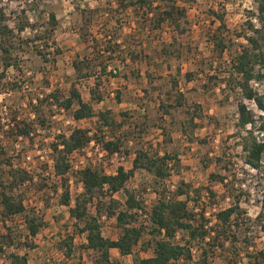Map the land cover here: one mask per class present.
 Returning <instances> with one entry per match:
<instances>
[{
	"label": "rangeland",
	"instance_id": "rangeland-1",
	"mask_svg": "<svg viewBox=\"0 0 264 264\" xmlns=\"http://www.w3.org/2000/svg\"><path fill=\"white\" fill-rule=\"evenodd\" d=\"M177 1L178 5L184 7L187 19V30L183 34H174L166 25L162 26L160 30L148 31L145 28L147 24L128 8L124 14H120L121 27L119 29V41L122 36H125L126 40H121V47L111 53L110 50L103 51L105 49L104 42L107 40L104 35H110V32H105L109 27L115 25L109 8L114 7L116 0H0V5L10 17L8 20L10 26H14L13 19L16 18V14H21L22 11L29 21L33 23L38 21L39 25H42V21H46L48 10L53 11L57 19L54 31L56 45L50 44V48L41 46L47 53L48 61L41 60L35 55L33 47L29 46L30 49L23 54L21 70L6 69V79L16 80L20 88L7 87L1 91L0 94L4 96V101L0 103V118L5 116L1 110L2 105L6 104L9 116L34 119V114L28 105V96L45 93L48 87L53 88L56 85L65 90L69 85L65 77L71 73V61L76 55L81 58L93 55L94 52L96 55L98 52L100 59L108 60L110 54L113 59L108 62L110 63L109 69H112V65L116 63L122 66L121 62L114 60L117 55L119 58L126 59L125 63L129 68L128 78L120 74L116 77L107 76V80L103 76L104 80L100 85L103 99L99 103H93L95 113L100 109L109 108L116 119H120L119 110L137 108L135 101L141 90H139L138 79L132 73L135 74L139 70L141 81L144 83L145 71L152 72L154 74L152 85L159 87L155 95L162 98L165 97L164 90L170 87L171 79L176 78L177 91L184 98L185 105L182 108L198 104L203 117L194 119L197 126L192 133V140L180 130L179 121L184 116L181 107L172 108L173 117L166 116L165 122L156 121V123H162L161 126L164 125L167 132L158 126L160 124L146 130L147 135L144 134V138L146 137L147 141L150 140L155 149H158L160 153H163L164 150L173 153L178 159V170L170 172V175L163 180L164 187L166 189L171 185L175 187L180 182L200 187L199 195L193 196L191 192L186 199L188 206L192 208L211 206L206 208L208 218H211L213 213L219 209L227 207L232 202V194L234 197H238L239 205L246 211L247 219L246 223L241 225V229L243 230L245 227L244 229L247 230L246 234L252 242L249 251L254 252L264 246V232L252 223L260 211L264 215V153L259 169L256 170L246 165L243 162L244 153L240 146V138L234 136L236 131L234 123L238 115V103H244L247 109L254 114V118L260 114L259 109L251 105L247 98L242 97L238 89H230L223 79L231 68L230 58L234 55V51H238L247 44L243 36L236 34L244 31L247 35H251L252 31L247 27L248 22L252 23L255 28H260L256 14L257 0ZM209 9L221 13L223 16L224 28L222 32L229 47L223 51L221 56L217 55L212 38L221 23L216 16L208 13ZM85 18H90V26L83 23ZM29 34V28L21 32V36L24 38ZM90 34L95 35L98 41L97 47L93 46ZM261 34L262 40L260 41L264 43V28H262ZM172 39L175 40L173 45H170L171 55H167L162 47L170 43ZM54 46H57L61 52L53 53ZM130 53L139 55V60L133 63V66ZM52 57L54 60L50 61L49 59ZM132 67L133 69L137 67L138 70H133ZM177 67L180 70L179 73H176ZM186 72L193 73L190 80H186ZM261 73L263 74L261 79L253 78L249 81V86L259 94L264 93V69ZM92 82L93 78L77 81L79 93L86 101L90 99L89 87ZM117 90L121 91L120 100H117L115 96ZM148 105L155 106L152 101ZM45 109L47 113L50 110L49 113H53V115L59 113L57 106L50 108L46 105ZM64 113L66 117L70 116L68 111L64 110ZM59 117L61 116H50V123L39 124L40 128L46 130L38 133L33 131L34 139H20L18 152L11 154L10 163L17 167L22 164V156H30L29 165L35 175V180L21 185L15 192L24 195L23 201L26 207H33L45 224L35 237H30L21 216H14L7 222L11 228L14 244L6 247V251L26 252L29 264H93V253L80 248V245L85 242V233L74 237V250L70 257L63 253V242L67 235L73 233L74 219L69 217L68 207L60 202L62 191L64 188L68 190L71 205H73L75 197L82 190L77 172L81 167L90 165L112 173L119 165L129 168L132 154L125 156L120 153L109 159L103 154H99V151L93 146H87L84 150L69 155L71 169L62 179L55 176L53 168H49L46 162L51 157L43 149L58 134L69 133L68 128L63 125V121ZM96 119L94 115L76 122V125L92 132L97 126ZM35 126L38 124L32 125L33 130L36 129ZM1 127L0 122V133H3ZM253 136L259 141H264V131L258 130L257 127L253 131ZM3 137L0 138V141L6 143L5 146L9 148V151L12 150L13 146L8 143V136L3 134ZM199 139H202V142ZM35 143L37 145H34ZM217 157L221 159L219 163ZM3 167L5 170L7 169L6 164ZM218 172L227 177L226 188L222 186V182L209 179V173ZM41 183L47 185L39 190ZM154 184V178L145 170H137L127 182V186L135 189L138 197L145 201L144 212L138 214L135 222L136 225L142 223L144 226L140 242L151 240L147 213L155 200V193L152 190ZM52 185L56 186V191H52ZM206 186H211L215 192L214 196L208 193L204 188ZM181 197L184 198L185 195ZM113 198L123 204L124 195L121 191L116 192ZM100 199L104 202L101 206V215L98 216L101 233L104 237L116 239L121 231L116 225L115 215H109L105 211L109 208L117 212L122 206L119 205V208L113 209L110 207L111 202L108 197L100 196ZM88 207L90 213H96L94 204H90ZM5 232L6 229L0 220V234ZM28 236L34 242V248L28 249L16 245V241H23ZM139 251L142 255H151V249ZM110 255L112 264H132L131 255H121L116 249H111ZM193 257L197 259V251H194ZM236 260V264H252L244 252ZM0 264H8L3 255L0 256ZM209 264H225V261L222 257L216 256Z\"/></svg>",
	"mask_w": 264,
	"mask_h": 264
},
{
	"label": "trees",
	"instance_id": "trees-1",
	"mask_svg": "<svg viewBox=\"0 0 264 264\" xmlns=\"http://www.w3.org/2000/svg\"><path fill=\"white\" fill-rule=\"evenodd\" d=\"M128 8L147 24H145V28L148 31L160 30L165 25L174 34L181 35L187 30L185 9L178 5L177 0H116L114 7L109 8L115 25L107 27L105 33L110 32L111 34L104 35L107 40L104 42L105 49L103 51L110 50L112 53L121 47V40H126L125 36H122L119 41V29L121 27L120 14H124ZM256 10L260 28H255L252 23L248 22L247 27L252 31V34L247 35L244 31L236 34L243 36L247 44L238 51H234V55L230 58L231 68L223 80L230 89H238L242 97L253 99L257 108L262 111V114L254 118V114L247 109L244 103H238V115L234 123L236 130L234 136L240 138V146L244 153L243 162L252 168L259 169L264 153V141L257 140L253 136V131L255 127L264 131V93L259 94L254 91L249 86V81L253 78L261 79L263 77L261 72L264 69V43H261L260 40H262L261 33L264 28V0H257ZM208 13L216 16L221 23L217 27L216 33L212 35L216 53L221 56L223 51L229 47L222 32L224 28L223 16L212 9H209ZM46 15V21H42V25H39L38 21L34 23L29 21L22 11L21 14H16V18L13 19L14 26H10L8 23L10 17L0 5V92L7 87L20 88L16 80L6 79L5 71L8 68L21 70L23 54L30 49L29 46L33 47L35 55L41 60L48 61L47 53L41 46L50 48V44L56 45L54 31L57 19L51 10H48ZM83 23L90 26V18H85ZM26 28H29L30 34L24 38L21 36V32ZM90 38L94 43L93 46L97 47L98 41L95 35H91ZM174 40L172 39L170 43L162 47L167 55H171L170 45H173ZM52 50L53 53L61 52L57 46H54ZM138 56L130 53L132 66L139 60ZM99 57L98 52L96 55L94 52L93 55L81 58L76 55L71 61L72 71L65 77L69 84L68 87L63 90L56 85L48 92L28 96V105L34 114V119L29 120L25 117L18 118L11 115L12 124H9L5 130V134L8 136H28L32 139L29 136L32 125L50 123V116L53 113H49L50 110L48 113L46 112V105L50 108L52 106L63 108L76 121L95 115L97 126L91 133L88 129L76 126L67 134H58L50 142L52 151L49 156L53 160V173L61 179L71 169L69 155L74 150H80L87 146L91 140L105 151L103 155L106 158L110 159L120 153L125 156L132 154L129 168L119 165L112 173L90 165L81 167L77 172L82 190L75 197L73 205H71L68 190L64 188L60 202L68 207L69 217L74 219L73 233L67 235L63 242L64 255L70 257L73 254L74 237L85 233V242L80 245V248L93 253V264H112L111 248H116L121 255H131L132 264H209L216 256L222 257L225 264H236V258L242 252L250 258L252 264H264V246L254 252L249 251L252 242L246 234L245 227L243 230L241 229V225L247 221L246 211L240 207L238 197H234L232 194V202L208 218L206 208L211 206L192 208L188 206L186 199L191 192L193 196L199 195L200 187H193L191 184L183 182L173 189L164 187L163 180L170 175V172L178 170V159L175 154L168 151L164 150L163 153H160L152 146L150 140L147 141L146 137L144 138V134L147 135L146 130L151 126H157L160 124L158 122H165L166 116L172 118V108H182L185 105L183 96L177 91L176 78L171 79L170 87L164 90L165 97H157L155 94L159 87L152 85L154 74L146 70L143 83L137 67L134 69L132 67L133 70H138L132 74L138 79L139 90H141L135 101L137 108L119 110L120 119H116L109 108L100 109L95 113L93 103H99L103 99L100 90V85L104 80L103 76L107 78V76L116 77L121 74L123 77H127L128 64L125 63V58H119L117 55L114 60L121 62L122 66L116 63L112 65V69H109L110 63L108 62L113 59L112 55H108V60ZM49 60L54 59L52 57ZM179 71L177 67L176 73ZM192 76V72L185 73L186 80H190ZM89 78H93V82L89 87L90 99L86 101L79 93L77 81ZM115 96L117 100H120L121 91L117 90ZM151 101L155 106L148 105ZM182 109L184 116L179 121L180 130L192 140V133L197 126L194 119L201 118L203 115L198 104H194L192 107L187 105ZM156 121L158 122L156 123ZM161 128L167 132L164 125ZM142 138L146 141H143ZM199 141L202 142V139ZM11 157L9 148L0 144V220L6 229L5 233L0 234V256L6 257L8 264H29L26 252L6 251V247L14 244L11 228L7 222L16 215L21 216L30 237H35L45 223L33 207H26L23 201L24 195L15 192L21 185L31 182L32 178L25 169L13 166L10 163ZM220 160L217 157L218 163ZM218 163L216 162L217 165ZM4 164L7 165L6 170L3 167ZM137 170H145L152 175L155 182L152 189L155 193V200L147 213L151 235V240H147V242H140L143 235V224H135L138 214L144 212L145 201L138 197L135 189L127 186L128 180L134 176ZM208 176L210 180L222 182V186L227 187V177L220 172L209 173ZM33 184L35 183L33 182ZM46 185V183H41L39 190ZM51 188L52 191L57 190L55 185H52ZM204 188L211 196H214L215 192L211 186ZM119 191L124 195L123 204L113 198V195ZM182 195L185 197L182 198ZM100 196L108 197L111 202L110 207L113 209L119 208V205L122 206L117 212L109 208L105 211L109 215H115L116 225L121 231L116 239L104 237L101 233L98 216L101 215V206L104 202ZM90 204H94L95 214L89 212ZM263 217V212L260 211L252 223L264 232ZM29 236L25 237L23 241H16V245L28 249L34 248V242L29 239ZM149 249H151V255L148 256L142 255L139 251H148ZM194 251L198 252L197 259L193 257Z\"/></svg>",
	"mask_w": 264,
	"mask_h": 264
},
{
	"label": "built area",
	"instance_id": "built-area-1",
	"mask_svg": "<svg viewBox=\"0 0 264 264\" xmlns=\"http://www.w3.org/2000/svg\"><path fill=\"white\" fill-rule=\"evenodd\" d=\"M50 88H51V87H48V88L46 89V92H48V91L50 90ZM0 93H2V92H0ZM3 99H4V96L0 94V103H2V102L4 101ZM248 100H249L248 102H250L251 105H253L255 108H257V106H256V104H255V102H254L253 99H248ZM1 112H4V115H5V116L0 118V122H1V126H2L1 129L3 130V133H0V138H4V137H3V134L5 135V130L9 127V124H12V123H11V120H10V116L8 115V107H7L6 104H3V105H2V110H1ZM2 114H3V113H2ZM259 114H262V111H261L260 109H259ZM56 115H60V116H61V117H59V118L63 121V125H64L65 127L68 128V132H69L73 127H76V126H77V125H76V122L82 120V119H80V120L76 121V120H74V119H73L72 117H70V116H69V117H66L63 108H59V113L56 114ZM56 115H52V116L55 117ZM32 117H33V115H32ZM35 127H36L35 130L32 129V130H30V132H29V136H31L32 139H34V132H33V131H35L36 133H38V132H44V131L46 130L45 128H40L39 125H38V126H35ZM77 127H79V126H77ZM90 132H91V131H89V133H90ZM35 135H36V134H35ZM6 136H8V135L6 134ZM7 138L9 139L8 143H11L12 146H13V149L9 151V154H10V155L13 154V153L15 154L16 152H18V151H17V150L19 149V148H18V141H19L20 139H22V138L30 139L28 136H10V137L8 136ZM51 138L53 139V136H52ZM33 143H34V142H33ZM0 144H2V145H6V143H2L1 141H0ZM34 145H37V144L35 143ZM87 146H93L96 150L99 151V154H104V153H105V151H104L103 149H101V148L99 147V145L96 144L93 140L89 141V144H88ZM87 146L81 148L80 150H74L72 153H74V152H78V151H81V150H84ZM43 151H44V152H47V153L49 154V153L52 151L50 145H47L46 148L43 149ZM72 153H71V154H72ZM262 158H263V157H262ZM46 162H47V165L49 166V168L52 169V168H53V165H52V159H50V160H46ZM260 162L262 163L263 160L261 159ZM29 163H30V156H29V155L22 156V164H20L19 167L25 169V170L31 175L32 180H35V175H34L33 172L31 171V168H30ZM245 164H246V163H245ZM246 165H248V164H246ZM13 166H16V165L13 164ZM248 166L251 167L250 165H248ZM251 168H252V167H251ZM253 169H255V168H253ZM256 170H257V169H256ZM173 188H174V185H171V186H170V189H173Z\"/></svg>",
	"mask_w": 264,
	"mask_h": 264
},
{
	"label": "crops",
	"instance_id": "crops-1",
	"mask_svg": "<svg viewBox=\"0 0 264 264\" xmlns=\"http://www.w3.org/2000/svg\"><path fill=\"white\" fill-rule=\"evenodd\" d=\"M111 249H116V248H111ZM111 249H110V251H111ZM117 250V249H116Z\"/></svg>",
	"mask_w": 264,
	"mask_h": 264
}]
</instances>
